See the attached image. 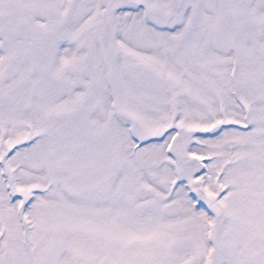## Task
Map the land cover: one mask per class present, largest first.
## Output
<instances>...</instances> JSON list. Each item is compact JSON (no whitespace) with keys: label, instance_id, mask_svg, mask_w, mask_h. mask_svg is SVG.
I'll list each match as a JSON object with an SVG mask.
<instances>
[{"label":"snow or ice","instance_id":"1","mask_svg":"<svg viewBox=\"0 0 264 264\" xmlns=\"http://www.w3.org/2000/svg\"><path fill=\"white\" fill-rule=\"evenodd\" d=\"M0 264H264V0H0Z\"/></svg>","mask_w":264,"mask_h":264}]
</instances>
